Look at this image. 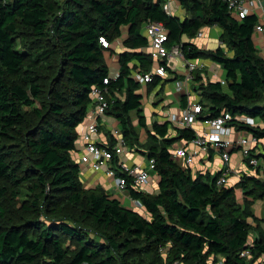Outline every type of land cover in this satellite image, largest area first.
<instances>
[{
  "label": "trees",
  "instance_id": "1",
  "mask_svg": "<svg viewBox=\"0 0 264 264\" xmlns=\"http://www.w3.org/2000/svg\"><path fill=\"white\" fill-rule=\"evenodd\" d=\"M179 1L183 19L166 12V0H0V264H209L211 256H221L224 264H256L264 254V229L248 220H258L251 206L264 201V171L258 167L233 186H219L221 172L196 173L184 166L171 146L195 138L191 128L167 137L168 124L153 123L146 155L155 161L158 190L137 187L131 178L126 188L142 211L102 186L87 187L81 178L78 144L85 130L78 128L96 106L95 87L105 90V115L117 118L128 147L140 138L131 113L148 127L145 97L133 76L137 65L148 72L154 64L141 50L150 42L143 32L147 21L161 22L167 46L181 45L186 59H209L222 67L226 84L216 78L200 86V116L226 109L256 118L254 126L230 123L263 141L264 159V57L255 45L257 14L237 18L228 0ZM211 26L221 31L217 48L203 50L184 40ZM125 31L119 76L111 78L106 52H114L112 42ZM161 77L154 76L148 92ZM107 135L110 146L99 144L111 148L117 137L112 130ZM118 158L112 162L118 164ZM240 189L249 202L245 207L237 204ZM23 194L29 198L18 204ZM252 231L258 235L251 243ZM246 249L250 255L241 256Z\"/></svg>",
  "mask_w": 264,
  "mask_h": 264
},
{
  "label": "built area",
  "instance_id": "2",
  "mask_svg": "<svg viewBox=\"0 0 264 264\" xmlns=\"http://www.w3.org/2000/svg\"><path fill=\"white\" fill-rule=\"evenodd\" d=\"M229 8L237 18H244L251 13L257 14V23L255 25V34L264 35V0H228ZM164 9L168 14H176L172 8V0H166ZM259 9V11H257ZM205 29H200L196 38L204 36ZM144 34L149 37L150 54L153 58L154 65L148 72H134L135 79L143 84L152 82L155 75L162 77L171 73L175 69L176 59L178 56H183L181 45L175 44L171 47L167 46L169 40L168 31L161 22L147 21L143 26ZM100 41L104 47H109L110 42L104 37H100ZM219 46L222 45L218 41ZM185 80L177 82V89H185L187 92L188 81L194 77V72L198 68L204 67V62L201 60H188L186 59ZM170 69V71H169ZM118 73L111 76L117 78ZM222 84H226V80L220 78ZM106 83L109 79L105 80ZM92 95L95 98L96 106L93 111L96 120L91 121L82 134L80 142L82 143V152L78 156V161L85 167L88 166L94 171H103L107 176L113 177L115 180L117 191L120 197L125 200V192L127 191L128 178H131L134 185L144 187L147 185L151 178V172L155 170V161L149 160L148 165L132 164L127 165L122 161L114 164L112 160L115 156H121L127 149L125 141L119 129H113V133L119 139V142L113 147H106L99 144L96 136L99 134L100 122L98 117H104L106 109L109 106V101L106 96L105 90L101 88H94ZM203 104L200 100L188 99L185 106L178 112L171 114V120L182 128H192L195 130V138L189 141H178L171 149L174 159L181 161L184 166H192L195 162V157L200 153H208L212 148L221 152L222 159L225 166L218 177L217 184L219 186L230 185V177L235 176L241 178L243 171L232 169L229 166L233 151H241L244 159L248 160L251 169L261 167L264 171V159L259 157L261 153V140L245 131L244 134H237L236 128L231 125V121L240 120L244 124L251 126L257 125L259 122L256 118L246 115H233L228 110L215 117L203 116ZM199 123L200 127L196 128L195 125ZM192 145V146H190ZM248 165V163H247ZM124 173V176H118L117 170ZM264 178V173L262 176ZM131 199V205L137 209L142 208V204L137 199ZM250 250L242 251L241 256H249ZM258 264H264V254L259 259ZM224 264V263H223Z\"/></svg>",
  "mask_w": 264,
  "mask_h": 264
},
{
  "label": "crops",
  "instance_id": "3",
  "mask_svg": "<svg viewBox=\"0 0 264 264\" xmlns=\"http://www.w3.org/2000/svg\"><path fill=\"white\" fill-rule=\"evenodd\" d=\"M172 8L174 12H176V15H178L180 18L185 17V10L180 5L179 0H172ZM259 11V9H257ZM221 31L218 26H211L206 27L204 31V36L201 38H187L185 37V41H192L195 44H197L201 49L203 50H209V49H215L219 46L218 41L219 35ZM126 31L123 33L122 36L118 37L116 40L112 42V48L114 52L111 53L110 57L106 56L107 63L110 66V72L113 76L114 74L120 72V66L118 62V54L125 50V47L123 45V37H126ZM260 42L258 43V41ZM255 45L258 48L260 54L264 57V35L261 34H255ZM142 51L146 53H150V47L149 44L141 49ZM183 61L184 69H178V64ZM201 62H204L203 68H198L194 72V77L188 81V88L189 91L182 89H177V82L178 81H184L185 80V70H186V58L183 56H178V59H176L175 63V69L171 70V73H169L165 77L162 78V82L153 90L150 92L147 91L148 83L143 84L140 83L139 92H142L143 96L145 97L144 105L142 106L143 112L142 115L146 118L147 128L141 127L139 124V118L137 117L136 112H132V114L135 115L136 118V127L140 134L139 143L134 146H127L126 140L125 141V147L126 151L121 154V156H118L117 159L119 162H123L127 165L132 164H140V165H148L149 159L146 155L147 148L149 145V130L153 131V123L157 122L160 124H168V133L167 137H176L178 136L179 130L183 129L182 127L178 126L171 120V114L178 113L188 102V99L192 100H200L202 102V90L201 85L206 84L208 82L215 81L216 78H224L225 74L224 71H222V67L213 62L209 59H202ZM133 65V63L131 64ZM154 65V64H153ZM153 66H151L150 69H152ZM135 72H144L141 69L140 65H137V67L134 68ZM150 71V70H149ZM200 74V80L195 81V75ZM117 97L125 98L124 93L116 92L115 94ZM96 115L94 111H91L89 113V117L87 119V122L85 125H81L78 128V131L80 133L85 130V126L88 122H91L93 120H96ZM99 120V119H98ZM102 127L99 129V134L96 136V139L99 143H102L106 146H110L109 143V136L107 135L108 130L113 129H119V121L117 118H115L112 115H105L101 119ZM196 128L200 127V124L197 123L195 125ZM237 134H244L246 133L244 129L235 127ZM108 129V130H107ZM192 129V128H191ZM194 130V129H193ZM195 131V130H194ZM121 132V130H120ZM122 137L123 134L121 133ZM124 139V137H123ZM178 141H189L185 138L177 139L173 145L171 146V149ZM119 142V139L117 138L116 144ZM115 144V145H116ZM192 146V145H190ZM79 149L82 151V143L79 142L78 144ZM193 147V146H192ZM181 162V161H180ZM227 166L225 164L224 160L222 159L221 152L219 150H216L212 148L208 153H200L195 157V162L192 166H190L193 171L196 173H207L210 172L212 174L219 173L223 170V168ZM229 166L232 169H238L240 171H243L245 174H256V169H251L248 167L246 159H244L241 151H233L232 157L229 163ZM82 180L84 181L85 185L87 187H93V186H102L104 189H106L110 194L120 197V193L117 191L115 180L113 177L107 176L103 171H94L90 167L85 166L82 170L81 175ZM239 178L235 176L230 177V186H233ZM153 181V182H152ZM152 182V185H149L148 189L145 185V189L149 192H156L158 190V176L156 171L151 172V178L149 183ZM238 191H241L238 190ZM242 192V191H241ZM123 199V198H122ZM125 205L131 206V199L129 197V194L127 191L125 192ZM261 200L257 201L255 206L258 209V206H260ZM250 221V218H248ZM252 222V220L250 221ZM255 224V222H252ZM251 237V235H250ZM214 257V256H211ZM220 258L221 256H215ZM222 258V257H221ZM223 259V258H222ZM260 261V260H259ZM258 261V262H259ZM256 262V264L258 263Z\"/></svg>",
  "mask_w": 264,
  "mask_h": 264
},
{
  "label": "rangeland",
  "instance_id": "4",
  "mask_svg": "<svg viewBox=\"0 0 264 264\" xmlns=\"http://www.w3.org/2000/svg\"><path fill=\"white\" fill-rule=\"evenodd\" d=\"M260 42V40L258 41V43ZM106 56L107 57H110L111 56V53H110V51H107L106 52ZM178 69H181V70H183L184 69V64H183V61H181L179 64H178ZM222 71H223V69L221 70V73H222ZM131 118H132V121H133V124L135 125V126H137L136 124V118H135V115L134 114H132L131 115ZM153 182V181H152ZM152 182L151 183H148L149 185H152ZM149 185L147 186L146 185V187H147V189H148V187H149ZM29 198V196H27V195H22L16 202L18 203V204H20L22 201V199H28ZM236 200H237V204H239V205H242V207H245V206H247V204L249 203V202H247L246 201V199L244 198V194H242V192L241 191H237V196H236ZM260 201V200H259ZM257 202V201H256ZM256 202L254 203V204H252L253 206H251V209L253 210V212H254V214L256 215V217L258 218V220L255 222L254 221V219L252 218V217H249L250 218V221L252 220V222H255V224L254 225H256L257 223H259V225H260V229H264V201H262L261 200V203H260V206H258V209H257V207L255 206V204H256ZM249 205V204H248ZM141 211H142V209H141ZM260 219V220H259ZM262 220V221H261ZM258 232V231H257ZM256 231H252V233H251V237H250V242L252 243L253 242V240H254V237H256L257 235H258V233H257ZM208 263L209 264H223L224 262H223V259L220 257V258H218V257H208ZM176 264H183V263H176Z\"/></svg>",
  "mask_w": 264,
  "mask_h": 264
}]
</instances>
